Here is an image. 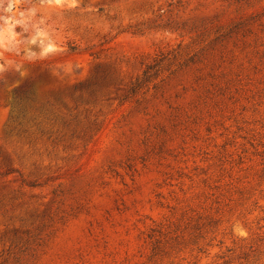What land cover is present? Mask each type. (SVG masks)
<instances>
[{
	"label": "rangeland",
	"instance_id": "1",
	"mask_svg": "<svg viewBox=\"0 0 264 264\" xmlns=\"http://www.w3.org/2000/svg\"><path fill=\"white\" fill-rule=\"evenodd\" d=\"M0 264H264V0H0Z\"/></svg>",
	"mask_w": 264,
	"mask_h": 264
}]
</instances>
